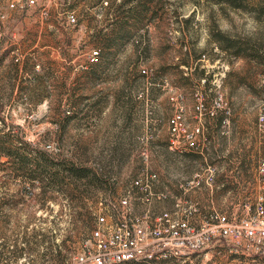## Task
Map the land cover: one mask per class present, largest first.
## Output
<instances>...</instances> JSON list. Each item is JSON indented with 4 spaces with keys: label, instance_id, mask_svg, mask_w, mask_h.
Segmentation results:
<instances>
[{
    "label": "rangeland",
    "instance_id": "374dc122",
    "mask_svg": "<svg viewBox=\"0 0 264 264\" xmlns=\"http://www.w3.org/2000/svg\"><path fill=\"white\" fill-rule=\"evenodd\" d=\"M29 1L0 0V139L76 156L106 181L82 200L53 191L44 203L41 183L31 184L0 155V264H81L98 217L113 214L145 167L159 173L161 189L209 164L221 177L235 170L238 182L228 181V189L191 194L206 211H240L261 191L264 64L236 55L230 41L264 47L258 0L241 9L216 0H147L107 57L97 35L111 32L123 0ZM125 2L122 9L139 1ZM215 107L225 112L223 122L242 112L237 125L247 130L217 129L208 116ZM191 140L199 147L189 148ZM170 202L153 205L166 212Z\"/></svg>",
    "mask_w": 264,
    "mask_h": 264
},
{
    "label": "built area",
    "instance_id": "2783aa9c",
    "mask_svg": "<svg viewBox=\"0 0 264 264\" xmlns=\"http://www.w3.org/2000/svg\"><path fill=\"white\" fill-rule=\"evenodd\" d=\"M30 0L29 4H34ZM14 6V5H13ZM68 22L77 18L69 15ZM97 55L98 51H94ZM219 108L208 112L215 117ZM202 114V111H201ZM230 114V113H229ZM228 115V114H226ZM180 115L171 118L177 126ZM228 122L227 120L224 121ZM200 128L196 129L199 132ZM257 131L264 137V107L257 116ZM189 148L199 147L194 140ZM221 173L216 164L176 181L161 189V176L145 167L132 179L125 196L113 204L112 215H100L93 229L87 253L81 264H213L215 244L227 241L230 252L249 257L264 255V154L257 160L255 179L261 191L240 204V211H206L192 193L208 190L211 195L221 187ZM214 197V196H213ZM172 201L166 212L155 210L156 201Z\"/></svg>",
    "mask_w": 264,
    "mask_h": 264
},
{
    "label": "trees",
    "instance_id": "16d2710c",
    "mask_svg": "<svg viewBox=\"0 0 264 264\" xmlns=\"http://www.w3.org/2000/svg\"><path fill=\"white\" fill-rule=\"evenodd\" d=\"M139 2L136 5H130L126 9H122L127 2L123 0L118 6V15H115V19L110 23L112 27L110 33H98V41L101 45V55L109 53L108 49L120 45V42L125 37H128L130 32L127 30L126 25L135 19V15L140 12L144 13V9L147 5V0H137ZM218 2L227 3L235 8H245L255 0H216ZM257 6L253 7L254 11L258 13V17H264V0H258ZM232 45L237 46L238 50L236 55L245 56L258 63L264 64V47H250L245 42H239L230 39ZM36 82L39 83L37 77ZM35 82V83H36ZM225 117V112L218 110L217 115L213 118L217 129L221 126V121ZM67 121L71 119L70 116H66ZM0 139V155H6L11 158L13 168L16 173H21L22 177L28 180L31 184L36 181L41 183V196L44 203L52 198L49 195L53 191H59L63 193L68 199L82 200L85 195L90 193L91 188L99 187L106 181L104 174L99 172L96 168H93L79 158L65 157L61 155H53L45 149H40L32 143L25 142L23 147L15 145L10 141L8 136ZM223 179V177H220ZM84 188V189H82ZM228 189V185L224 187ZM24 190H27L23 187ZM27 194H30L28 189ZM37 235H44L42 241H46L48 235L44 233H38ZM32 241V240H31ZM27 243L30 239H26ZM6 249L5 247H3ZM5 251V250H4ZM25 248L17 249L18 256H22ZM61 254V250L58 251ZM3 252L0 256H2Z\"/></svg>",
    "mask_w": 264,
    "mask_h": 264
},
{
    "label": "crops",
    "instance_id": "0c3cea01",
    "mask_svg": "<svg viewBox=\"0 0 264 264\" xmlns=\"http://www.w3.org/2000/svg\"><path fill=\"white\" fill-rule=\"evenodd\" d=\"M243 117L244 116L242 115V112H237V113L233 112L228 116V119H227L228 122L224 123L221 121L220 128L224 126L225 128H228V130H230L231 133H233L236 130L238 133L244 132L247 130V126L239 125L238 127L237 125V123L242 124V120L240 121V119H242ZM226 172L227 173L223 175L224 176L223 179L220 178L221 176L218 179L221 187L226 181L227 182L232 181L236 183L238 182V179H237L238 177H236L237 172L235 170H230ZM221 189H218V190H221ZM221 191H219V193H221ZM168 202H170V200H168ZM214 248H215L216 254L214 253L215 258H214L213 264H259L258 262H261V261L264 264V255L249 257L244 254L230 252L231 244L227 241H220L218 244H215Z\"/></svg>",
    "mask_w": 264,
    "mask_h": 264
}]
</instances>
